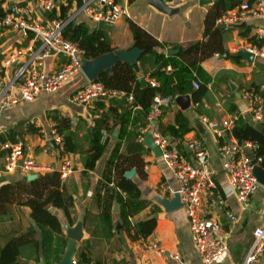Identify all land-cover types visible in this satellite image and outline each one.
<instances>
[{"label":"crops","instance_id":"crops-1","mask_svg":"<svg viewBox=\"0 0 264 264\" xmlns=\"http://www.w3.org/2000/svg\"><path fill=\"white\" fill-rule=\"evenodd\" d=\"M254 1L258 0H250V2ZM25 2L35 16L47 18L45 11L39 6L40 0H25ZM0 3L5 13H13V9L22 5L23 0H0ZM56 3L62 2L56 0L54 5ZM119 3L124 7V14L115 24L102 28L106 30L110 39L112 47L110 52L121 61L129 62L134 57L138 65V79L143 77L145 81H148L149 78H153L149 75L154 69L153 60L146 58L143 63L138 61L139 56L133 46V35L128 21L135 22L157 41L166 44V47L161 50H164L167 55H169L167 53L169 49L176 50L171 53L176 54L178 49L172 48L171 45L179 44L182 47H187L204 39V18L213 0L211 2H200L199 0H180L179 2L133 0L129 2L120 0ZM72 9L74 10V8ZM76 15L77 19H83L90 27L98 28V23L83 13L78 12ZM239 24L226 27L216 24L217 27L224 30L223 46L226 51L215 53L200 62L201 68L209 77L206 84L207 91L202 99L196 103L192 96V92L196 89L193 81H197L198 84L202 81L198 78L192 81V86L187 93L170 96V101L161 107L160 116L152 124L150 130L144 134V140H141L144 150L141 151L140 157L144 165L140 167V171H137L134 166L131 167L135 168V173L131 178L137 183L141 197L146 200V206L133 215L130 220L135 223L145 218H156V227L147 237L131 240L125 231L117 230L109 238L102 237L99 224L102 207L101 202L95 198L101 174L117 142L122 144L119 152L126 155L123 166L132 162L129 157L134 153L127 152L128 145L134 143V138L140 141L137 134L140 128L147 124L146 121L145 125H140L139 120L134 122V118L140 114L141 107L139 105H128L124 99L121 100L122 97L111 101L104 99V107L96 106L95 100L74 101L72 98L74 91L89 81L84 72H81L58 91H42L33 100L21 101L0 110V144L6 140H21L38 163L52 164L56 167L60 164L62 154L54 145L52 147L48 143L51 126H55L56 123L48 112L53 111L58 116L69 118L73 130L77 134V140L83 148H86L93 120L100 117L101 114L107 115L108 125L102 128V142L105 144V148L94 169L84 173L83 155L79 152H65L66 157L73 161V171L66 177H62L74 198V205L70 209L72 223L68 222L61 209L49 207L50 211L59 217L67 240L69 239L68 228L75 227L79 216H82V236L79 240L75 239V251L79 247H85L84 242L87 239L91 257L93 259L100 258L104 264H174L171 255L175 253L191 264H203L193 247L183 206L177 204V182L162 158L156 156L148 145V141L146 142L148 139L146 134L154 131L170 136L165 131V127L173 123L175 114L181 111L188 118L192 129L184 135L182 140L175 141L191 164H194L195 161L185 140L196 137L203 142L208 152V165L214 171L217 184L225 196L224 209L215 208L206 201L203 204L204 212L220 220L221 232L226 242V250L223 255L212 264L244 263L254 228L264 226V187L260 185L247 204L244 205L239 201L229 185L228 177L222 170V161L217 152V147L220 144L237 140L231 134L233 125L223 128L222 133L218 135L202 121V117H205L209 121L221 122L231 115L239 114L240 120L250 123L252 118L247 110V101L241 96V91L245 88H256L264 98V88H262L264 85V56L259 54L262 38L257 33L259 27H264V19L253 18L246 21L244 25ZM252 38L256 42L255 45ZM38 46L39 40L32 32H22L0 26V77H12L18 68L28 61ZM16 48H27V52L12 62L9 67H3L1 61L5 53ZM241 48L254 52L252 61L237 54ZM66 60V56L61 53H51L43 58V68L46 72H52ZM169 69L168 66L167 70ZM124 109L130 111L127 123L121 121ZM260 123L264 125V119ZM120 126L126 130L122 139L118 138ZM247 150L255 157L252 152L253 143L252 147ZM260 158L263 164L264 156ZM3 164L4 156L0 151V168ZM44 172L47 171L28 174L19 170L0 172V185L9 181L21 180L24 177L34 179L39 173ZM29 175L32 176L29 178ZM225 211H230L235 219L230 218ZM30 212L29 206L18 203L17 200L7 203L3 209H0V247L9 238L24 234L34 224ZM84 213H86L85 217ZM118 213L119 205L114 202L112 221L117 228L121 227ZM75 251L72 254V259L75 260V264H80L76 262ZM38 261L21 259L23 264ZM252 264H264V252Z\"/></svg>","mask_w":264,"mask_h":264},{"label":"trees","instance_id":"trees-1","mask_svg":"<svg viewBox=\"0 0 264 264\" xmlns=\"http://www.w3.org/2000/svg\"><path fill=\"white\" fill-rule=\"evenodd\" d=\"M114 1L119 2L120 0ZM128 1L132 2L133 0ZM241 2L242 0H213L204 18V39L187 47H182L179 44L171 45L172 48L178 49L176 54L167 55L164 50H161L166 47V44L157 41L146 30L129 20L133 46H137L141 50L138 61L143 63L146 58H152L154 69L149 75L157 80V86H152L148 81L141 84L138 81L134 65L126 61L116 62L112 71L102 70L95 80L101 82L107 89L121 90L126 95L132 93V104L141 107L139 109L140 114L134 118V122L139 120L140 125H145V121L147 123L145 118L155 95L173 97L177 93H187L192 86V81L199 78L202 81L192 92L194 102L198 103L206 94V84L209 80L208 75L201 68L200 62L215 53L226 51L223 46L224 30L217 27L216 20L228 10L237 7ZM56 5L50 10H45L46 17L66 21L62 29L63 36L76 42L84 50L85 58L92 59L112 50L106 30L98 29L96 26L90 27L83 19H77V15L70 19V5L63 3H56ZM4 14L0 3V18ZM252 42L254 45L256 44L253 38ZM168 66L170 67L169 70H167ZM116 98L118 97L95 99V103L96 106L104 107V99L111 101ZM123 99L126 101L124 97L121 100L123 101ZM48 113L56 122L57 130L63 134L64 150L73 153L79 152L83 155L84 173L94 169L105 148V144L102 142V128L108 125L107 115L101 114L100 117L93 120L86 148H83L77 140V134L73 130L69 118L58 116L53 111ZM129 115L130 111L124 109L121 114L122 123H127L130 118ZM191 129L188 118L181 111L175 114L173 123L165 127V131L174 140H182ZM125 133L126 130L120 126L118 138L122 139ZM134 134L136 135L137 132ZM231 134L240 142L251 141L255 158L264 156V135L256 126L248 121L240 120L239 116L231 128ZM134 139V143H130L127 148L128 153H134L133 156L129 157L132 162L123 166L126 155L119 152L122 144L117 142L96 188L95 198L101 202L102 207L99 224L102 231L101 235L105 238H109L116 230L125 231L131 240L147 237L153 232L157 224L156 218L153 217L138 220L135 223L130 220L133 215L146 206V200L141 197L137 183L124 175L131 167L134 166L137 171H140V167L144 165L140 157L144 145L141 141ZM15 200L30 207V217L34 220V224L24 234L9 238L0 247V264H23L21 259L38 261L40 258L45 264H58L66 250L67 238L59 217L56 213L51 212L49 207L61 209L71 224L70 209L74 205V198L60 173L55 170L47 171L39 173L34 179L24 177L21 180L9 181L0 185V209ZM114 202L119 205L118 216L121 222L119 228L115 227L112 221ZM85 215L86 213H84V217ZM84 244L85 247H79L75 251L76 262L80 264H104L100 258L93 259L91 257L89 240L85 239Z\"/></svg>","mask_w":264,"mask_h":264},{"label":"built area","instance_id":"built-area-1","mask_svg":"<svg viewBox=\"0 0 264 264\" xmlns=\"http://www.w3.org/2000/svg\"><path fill=\"white\" fill-rule=\"evenodd\" d=\"M56 0H40L39 6L42 10L53 8ZM180 0H173L179 2ZM212 1V0H211ZM65 5H70L72 19L76 13H83L94 22H104L107 25L115 24L124 14V7L114 0H82L80 6H76L75 0H61ZM17 16L6 12L0 18V26L30 31L39 40V46L30 56L28 61L20 66L17 72L10 78L0 77V110L8 108L21 101L33 100L42 91L55 92L82 72V61L84 50L79 45L65 38L62 29L66 21L60 19H48L35 16L25 0L23 4L15 9ZM253 18L264 19V1L250 2L243 0L237 7L219 16L216 24L236 25L245 23ZM262 38L259 54L264 56V27L257 29ZM27 48H16L8 51L2 58L3 67H9L12 62L23 56ZM51 53H61L66 56V61L56 70L46 72L43 68V58ZM152 86H157L154 78H149ZM193 85L198 87L197 81ZM264 88V85H262ZM241 96L247 101V110L252 120L259 123L264 119V98L256 88H245ZM109 97H124L126 102L132 105L133 94H125L124 91L107 89L96 80H89L73 93L76 102H89L95 99ZM170 96L155 95L150 104L147 114V124L140 128L137 138L144 140V134L150 130L152 124L161 114V107L170 101ZM134 107V106H133ZM239 119V114L231 115L221 122L209 121L202 117V121L220 135L222 129L232 126ZM222 126V128H221ZM155 145L158 146L160 157L172 172L176 182V193L179 195L185 215L188 220L189 230L193 247L203 264H212L219 260L226 250V242L221 232L220 220L208 215L203 210L204 202H209L218 209H224L225 196L223 190L217 184L214 171L208 165V152L203 142L196 137L185 140L188 148L193 153L195 163L191 164L181 151L178 143L170 136L154 131L152 133ZM49 139L60 152V164L56 167L52 164L45 165L36 161L29 148L21 140H6L0 144L3 152L4 164L0 172L38 173L40 171H58L61 178L66 177L73 171V161L66 157L64 150L63 134L52 125ZM251 142H239L233 140L225 142L217 147L218 156L222 161V170L229 180L231 189L237 195L239 201L247 204L250 197L260 187L253 174V158L256 162H262L261 158H255L247 148H251ZM230 218L235 216L230 211H225ZM264 252V226L255 227L252 240L244 258L243 264H252ZM174 264H191L185 261L179 254L171 255ZM75 264V260H72Z\"/></svg>","mask_w":264,"mask_h":264},{"label":"water","instance_id":"water-1","mask_svg":"<svg viewBox=\"0 0 264 264\" xmlns=\"http://www.w3.org/2000/svg\"><path fill=\"white\" fill-rule=\"evenodd\" d=\"M75 1H76V6H80L82 0H75ZM199 1L200 2H211V0H199ZM13 14L15 16H17V13L15 12L14 9H13ZM239 25H244V23L239 24ZM107 26H109V25H107L104 22H98V28H100V29L105 28ZM222 26L226 27L225 25H222ZM134 48L137 50V56H139L141 54V50L137 46H134ZM175 51L176 50L169 49L167 51V53L171 54ZM237 54L245 57L246 59H248L250 61H252L254 58V52H252L246 48L239 49ZM118 61H121V60L116 59L115 56L110 51L106 54L97 56V57L89 59V60L87 58H84L82 61V65H81L82 72H84V74L88 77L89 80H95V78L98 76V74L102 70L107 69L109 71H112L113 65ZM129 63L133 64L134 69L136 71H138V65H137L136 59H134V57H132L129 60ZM138 81L141 84H143L145 80L143 77H140L138 79ZM250 123L252 125L256 126L261 131V133L264 135V125L262 123H257L254 120H251ZM146 137H148L146 142L148 141L147 143L152 148L155 155L160 156L161 152H160L158 146L155 145V143H154L152 133H147ZM48 143L53 147L52 140H49ZM252 163H253V174L255 175L259 184L264 187V165L262 164V162L257 163L256 159H254V158L252 160ZM134 173H135V168H131V169L127 170L124 175L127 178H131V176ZM33 175H36V174H33ZM30 176H32V175H29L28 177L30 178ZM176 200L178 201V203H177L178 205H182L180 202L179 195L177 193H176ZM81 229H82V216H79L78 222L75 225V227L68 228L69 239L67 240V247H66V250H65L62 258L58 262V264H73L72 263V260H73L72 254L75 251V239L79 240L81 238V236H82ZM30 264H45V263H44L43 259L40 258L38 262L30 263Z\"/></svg>","mask_w":264,"mask_h":264},{"label":"rangeland","instance_id":"rangeland-1","mask_svg":"<svg viewBox=\"0 0 264 264\" xmlns=\"http://www.w3.org/2000/svg\"><path fill=\"white\" fill-rule=\"evenodd\" d=\"M260 123V122H259Z\"/></svg>","mask_w":264,"mask_h":264}]
</instances>
